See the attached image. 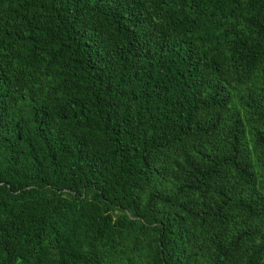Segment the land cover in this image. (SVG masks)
<instances>
[{
    "label": "trees",
    "instance_id": "1",
    "mask_svg": "<svg viewBox=\"0 0 264 264\" xmlns=\"http://www.w3.org/2000/svg\"><path fill=\"white\" fill-rule=\"evenodd\" d=\"M0 264H264V0H0Z\"/></svg>",
    "mask_w": 264,
    "mask_h": 264
}]
</instances>
